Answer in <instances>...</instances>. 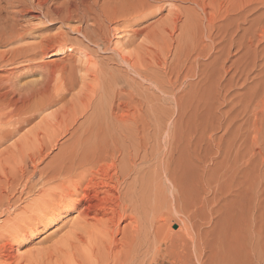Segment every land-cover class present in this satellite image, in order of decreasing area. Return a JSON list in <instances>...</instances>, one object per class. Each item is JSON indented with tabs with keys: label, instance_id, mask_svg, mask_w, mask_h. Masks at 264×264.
I'll return each instance as SVG.
<instances>
[{
	"label": "rangeland",
	"instance_id": "obj_1",
	"mask_svg": "<svg viewBox=\"0 0 264 264\" xmlns=\"http://www.w3.org/2000/svg\"><path fill=\"white\" fill-rule=\"evenodd\" d=\"M131 1L122 21L103 24L100 39H83L76 34V22L34 23L41 31L23 42L29 45L42 38L62 44L61 51L49 49L43 62L18 64L12 70L20 84H31L39 81V65L46 63L51 97L59 92L61 99L0 146V264H264V108H245L251 96L243 88L246 84L227 82L231 63L240 62L241 54L233 51L225 66L217 51L224 8L251 9L255 0L169 1L168 6L147 0L152 6L147 3L142 14L131 12ZM207 45L214 51H206ZM223 66L229 69L226 77ZM56 158L60 164L55 167ZM109 162L117 172H106ZM103 169L106 177L101 176ZM83 177L89 183L85 179L81 184ZM107 188L115 201L118 197L117 203L112 199L113 207L112 200H98ZM68 189L86 194L85 200ZM67 197H72L71 203ZM94 202L110 206L105 209L118 206L119 211L114 208L118 213L112 210L113 215L107 209L110 217L103 215L104 207ZM81 209L89 217L85 222L92 216L91 224L75 222ZM93 213L102 215L96 218ZM100 218L120 224L108 225L115 245L107 241Z\"/></svg>",
	"mask_w": 264,
	"mask_h": 264
},
{
	"label": "bare ground",
	"instance_id": "obj_2",
	"mask_svg": "<svg viewBox=\"0 0 264 264\" xmlns=\"http://www.w3.org/2000/svg\"><path fill=\"white\" fill-rule=\"evenodd\" d=\"M153 1V4L154 2H165V5L166 2H169V1H179V2H189V3H198L196 0H151ZM150 1V3H151ZM129 2V0H0V48L1 47H5L6 46H13L14 44V48L10 47L11 49H6L5 51H2L0 50V72H3L4 74L3 75H0V146L3 144V142L5 143L6 140L15 137L14 134L17 133L20 129L22 130L23 126L24 125H28L30 122H32L31 120L42 112V111H45L46 108H48L50 105H52L53 103L57 104L56 102L60 103V99H61V95L59 94V92H56L55 96H52L51 97V92H50V89H49V78L47 76V64L46 63H42L43 62V59L47 56V51L49 49H55L56 47L60 48L58 50L61 51V49L63 48L62 44L60 42H57V43H54L55 41L53 40L52 41V44L48 43L47 41L45 42L42 38L41 40H39V42L37 43H33V44H27V45H24L23 42L29 38H32V34L33 32H37V31H41L40 28L38 29V27L34 26L33 24L34 23H37L38 25L40 24H45V23H49L51 26L55 24H61V25H66L68 23H71V22H76L78 24L79 27L84 26V28H82L83 30H81L79 27L76 28L77 26H75V29H76V34H81L83 36V39L85 38H89V35H93L92 38H94L95 36L98 37L100 39V36H101V33H102V30L104 29L103 28V24L105 23H112L114 21H118V19H123L125 18V13H126V9H124L125 5ZM226 2V1H225ZM256 2V3H255ZM254 4L255 6L252 7L251 9H245V8H241L242 10L238 11L237 8H234L233 10H228L226 8H224L225 10V13L223 15H220V16H223L222 17V21H221V24H220V28H219V36H220V42H219V49H217V51H220V59H222L223 61V65H227L225 64L228 60L230 62V58L232 56V52H237V53H240L241 57H240V62H239V59L231 64V71L233 73L232 74V77L227 80V82H230L233 80H237L238 82L239 81H242V84H246L244 85L245 88L247 91H250L251 94H249V92H247L249 94V100L248 101V105H245V108H248L249 106H252L254 105L256 108H264V0H258V2L255 0ZM149 3V1L147 0H132L129 4H133L131 9V12L134 11L135 13L136 12H141L139 14H142V11H144V7ZM172 3V2H171ZM174 3V2H173ZM173 3H172V6H173ZM253 4V2H251ZM200 4V3H198ZM151 5V4H150ZM169 5V4H168ZM167 5V6H168ZM250 7H251V4H249ZM128 6V4L126 5ZM152 6V5H151ZM160 6V5H159ZM171 6V7H172ZM200 6V5H199ZM246 6V5H245ZM243 6V7H245ZM248 6V5H247ZM206 7V6H205ZM230 7V6H229ZM130 8V7H129ZM148 8V7H147ZM150 8V7H149ZM202 8V7H201ZM231 8V7H230ZM248 8V7H247ZM142 11H141V10ZM160 9V8H159ZM169 9V8H168ZM174 9V8H173ZM204 9V8H202ZM221 9V8H220ZM31 10L35 12V14H32ZM158 8L156 9V12H157ZM161 10V9H160ZM171 10V9H170ZM175 10V9H174ZM173 10V11H174ZM179 10V9H178ZM206 9H204L205 11ZM129 11V10H128ZM201 11V9H200ZM199 11V13H200ZM218 11V10H217ZM129 12V13H131ZM171 12V11H169ZM177 12V11H176ZM180 12V11H179ZM175 13V11H174ZM198 13V14H199ZM203 13V12H202ZM205 13V12H204ZM220 13V12H219ZM138 14V15H139ZM197 14V16H198ZM201 14V13H200ZM207 14V13H205ZM127 15V13H126ZM137 15V16H138ZM183 15V13H182ZM204 15V14H203ZM214 15V13H213ZM153 16V15H152ZM171 16V14H170ZM196 16V15H195ZM169 17V15L167 16ZM184 17V16H183ZM194 17V15H193ZM192 17V18H193ZM207 17V16H204V18ZM209 17L211 18V16L209 15ZM174 18V17H173ZM173 18H170V19H173ZM191 18V17H190ZM189 18V19H190ZM202 18V17H201ZM199 18V20L201 19ZM202 18V19H204ZM208 18V17H207ZM168 19V18H167ZM176 19V18H175ZM201 19V20H202ZM206 19V18H205ZM209 19V18H208ZM214 20H216V17L214 18ZM125 20V19H124ZM123 20V21H124ZM174 20V19H173ZM172 20V21H173ZM181 20V19H180ZM192 19L188 20L190 21L189 23H191ZM201 20L199 22V24L201 23ZM210 20V19H209ZM208 20V21H209ZM122 21V20H121ZM176 21V20H175ZM177 21H178V18H177ZM211 23H214V22H218L217 20L216 21H213L212 19L210 20ZM213 21V22H212ZM169 22V21H168ZM195 22V21H194ZM205 22V21H204ZM177 22H174L173 24H176ZM187 23V26L188 24ZM197 23V22H196ZM118 24V22H117ZM128 24V23H127ZM130 24V23H129ZM171 24V23H170ZM205 24V23H204ZM203 24V25H204ZM206 24L207 21H206ZM217 24V23H216ZM196 25V24H195ZM195 25H192L191 26H195ZM209 25H212V24H208ZM214 25V24H213ZM212 25V26H213ZM67 26V25H66ZM71 26V25H70ZM106 26V24H105ZM199 26V25H198ZM202 26V24H201ZM207 25L205 27H207L209 29ZM217 26V25H216ZM108 27V26H107ZM126 27V26H125ZM166 27V26H165ZM196 27V26H195ZM218 27V26H217ZM63 28V27H62ZM69 28V27H68ZM71 28V27H70ZM69 28V29H70ZM91 28V30H90ZM189 28V27H188ZM187 28V30H188ZM199 29V27H196V29ZM204 28V26H203ZM213 28V27H212ZM74 29V28H73ZM108 29V28H107ZM107 29L105 28V31H107ZM110 29V28H109ZM192 29V28H191ZM190 29V30H191ZM194 29V28H193ZM202 29V28H201ZM200 29V30H201ZM176 30V29H175ZM195 30V29H194ZM206 29L204 28V31ZM211 30V29H210ZM216 30V28H215ZM68 31V30H67ZM75 31V30H74ZM73 31V32H74ZM89 31V33H88ZM104 31V33H105ZM207 31V30H206ZM213 31V30H212ZM212 31H210L212 33ZM186 32V31H185ZM209 32V30H208ZM209 32V33H210ZM69 33V32H68ZM103 33V34H104ZM136 33V31H135ZM207 33V32H206ZM217 33V31H216ZM215 33V34H216ZM60 33H58L57 35H59ZM196 34V32H195ZM63 36V34H61ZM105 35V34H104ZM127 35V34H126ZM191 35V34H190ZM203 35V34H202ZM206 35V34H205ZM211 35V34H210ZM61 36V37H62ZM209 35H207L208 37ZM215 36V35H214ZM218 36V37H219ZM57 37V36H56ZM102 37V36H101ZM200 38V35L198 36ZM202 37V36H201ZM206 37V39H207ZM64 38L66 39L65 35H64ZM209 38V37H208ZM214 38V37H213ZM90 39V38H89ZM87 39V40H89ZM103 39V38H101ZM92 40V39H91ZM201 40V39H200ZM216 40V39H215ZM49 41V40H48ZM51 41V40H50ZM62 41V40H61ZM65 41V40H64ZM135 41V40H134ZM213 41V40H212ZM95 42H97V40L95 39ZM131 42H132V39H131ZM199 42V41H198ZM209 42V41H207ZM217 44L218 42L215 41ZM64 43V42H63ZM202 43V42H201ZM50 44V45H49ZM56 44V45H54ZM208 46V45H207ZM215 46V45H214ZM71 47V46H70ZM205 47V46H204ZM212 47V46H211ZM211 49L208 47H205L206 51L208 49ZM99 49V48H98ZM205 49H204V52H205ZM67 50V49H66ZM69 50V48H68ZM100 50V49H99ZM200 50V49H199ZM213 50V48L211 49ZM110 51V50H109ZM209 51V50H208ZM214 51V50H213ZM199 52V51H198ZM203 52V53H204ZM233 52V53H234ZM201 53V52H200ZM212 53V52H211ZM217 53V52H216ZM237 53L235 55H237ZM202 54V53H201ZM205 54V53H204ZM207 54V53H206ZM209 54V53H208ZM197 55V53H196ZM212 55V54H211ZM210 57V55H208ZM216 56V55H215ZM238 56V55H237ZM199 57V56H198ZM212 57V56H211ZM210 57V58H211ZM233 57V56H232ZM218 58V57H217ZM232 59V58H231ZM36 60H42L41 64L39 65L40 67V79L39 81H35V82H32L31 84L29 83H24V84H20L15 78H14V73L12 72V70L14 69L15 66H19L18 64H24V63H27V65L30 64V62H34L37 63ZM199 60V59H198ZM215 61V60H214ZM29 63V64H28ZM32 63L30 65H32ZM214 63V62H213ZM240 63V64H239ZM202 64V63H201ZM236 64V65H235ZM242 64V65H241ZM25 65V64H24ZM204 65V64H202ZM221 65V63H220ZM225 66L221 67L223 68V73L225 75V77L227 76V69H225ZM204 67V66H203ZM202 67V69H203ZM16 68V67H15ZM227 68V67H226ZM205 69V68H204ZM218 70V68H217ZM227 70V71H226ZM50 72V71H49ZM208 74H212V73H208ZM200 75V74H199ZM52 76V75H51ZM225 77H223L225 79ZM222 79V78H221ZM220 79V80H221ZM209 80V79H208ZM226 81V79L224 80V82ZM237 82V84H238ZM206 83V81H205ZM236 84V81L234 82ZM233 83V84H234ZM225 85L227 83H224ZM229 84V83H228ZM231 84V82H230ZM241 85V84H240ZM55 93V92H54ZM248 97V95H246ZM245 96V97H246ZM56 97V98H55ZM52 98V99H51ZM63 100V99H62ZM242 100V99H241ZM245 99H243L244 101ZM246 101V100H245ZM246 101V102H247ZM242 102V101H241ZM245 104V103H244ZM241 105V103L239 104ZM242 106V105H241ZM243 107V106H242ZM237 108V107H236ZM244 108V107H243ZM242 109V108H241ZM240 109V111H241ZM120 110V109H119ZM248 111V110H247ZM257 111V110H256ZM246 112V111H245ZM251 113V110L250 112ZM240 114V112H239ZM254 114V112H253ZM37 117V118H38ZM247 118V117H246ZM36 119V118H35ZM42 119L45 120L44 117H42ZM40 121V120H38ZM34 122V121H33ZM40 123H42L40 121ZM31 124V123H30ZM34 124V123H33ZM38 126V124H37ZM29 128V127H28ZM42 128V127H41ZM32 129V128H30ZM30 131V130H28ZM27 131V132H28ZM32 132V131H31ZM29 133V132H28ZM27 133V134H28ZM34 134V133H33ZM30 135V133H29ZM31 136V135H30ZM41 138V137H40ZM25 139L27 140L28 137L26 138V135H25ZM56 142V139L54 140ZM8 142V141H6ZM44 142V141H42ZM41 142V144H42ZM52 142V141H51ZM54 142V143H55ZM11 143V142H10ZM27 143H25L26 145ZM29 144V143H28ZM45 146H46V143L44 142ZM40 145V143H39ZM7 146V145H5ZM34 146V145H32ZM48 146V145H47ZM28 145L24 148H27ZM29 147H31L29 145ZM35 148L37 147L36 145L34 146ZM33 147V148H34ZM52 147V146H51ZM10 148V147H9ZM32 148V147H31ZM38 148V147H37ZM39 148H46L44 147L43 145H41ZM49 148V147H47ZM59 149V148H58ZM69 149V148H68ZM96 149V148H95ZM103 149V148H102ZM131 149V148H130ZM66 150V149H65ZM73 150V149H72ZM12 151V150H11ZM77 151V150H76ZM102 151V150H101ZM64 152V151H62ZM109 152V151H108ZM29 153V151L27 152ZM46 153V151H45ZM104 153V152H103ZM124 153V152H123ZM134 153V152H133ZM5 154V153H4ZM39 154V153H38ZM61 154V151L60 153ZM94 154V153H93ZM7 155V154H6ZM119 155V153H118ZM124 155V154H123ZM142 155V154H141ZM63 156V155H62ZM61 156V157H62ZM32 157V155H31ZM56 157V156H55ZM60 157V158H61ZM84 157V156H83ZM100 155L97 156V158L99 159ZM103 157V156H102ZM122 157V156H121ZM45 158V157H44ZM94 158V157H93ZM2 159V158H1ZM39 159V157H38ZM103 159V158H101ZM122 159V158H121ZM52 160V159H51ZM73 160V159H72ZM33 161V160H32ZM57 163H56V162ZM59 161V158L57 159H54V163H55V167L57 166L56 164H60ZM101 161V160H100ZM99 161V163H100ZM31 162V161H30ZM36 162V161H35ZM39 162V161H38ZM48 162V161H47ZM85 162V161H84ZM97 162V161H95ZM103 162V161H102ZM126 162V161H125ZM34 164V163H33ZM98 164V163H97ZM115 164V163H114ZM27 165V164H26ZM106 165H109V167L107 168H103L106 170V172L108 170H113L110 168V162L109 164L106 163ZM112 165V163H111ZM122 168L125 169V167L123 166L124 165V160L122 162ZM45 166V165H44ZM120 166V165H119ZM128 166V165H127ZM54 167V168H55ZM98 166H96L97 168ZM155 167V165H154ZM89 168V167H88ZM88 168L86 167V172L89 173L87 170ZM95 168V169H96ZM85 169V168H84ZM95 169H92V171H96ZM102 169V168H100ZM99 167H98V170H100ZM103 169V174H101V176H105V170ZM116 168L113 170L114 172H117L115 171ZM118 170V169H117ZM123 170V169H122ZM155 170V169H154ZM11 171V170H10ZM14 171V169H13ZM19 171V170H18ZM33 171V170H32ZM89 171H91L89 169ZM101 171V170H100ZM111 171V172H113ZM23 172V170L21 171ZM28 172V171H27ZM47 172V171H46ZM81 172V171H80ZM110 172V171H108ZM42 173V172H41ZM52 173V172H51ZM82 173V172H81ZM99 173V172H98ZM123 173H124V170H123ZM26 174V173H25ZM80 174V173H79ZM105 174V175H104ZM117 174V173H115ZM114 174V175H115ZM24 175V174H23ZM28 175H29V172H28ZM40 175V174H39ZM38 175V176H39ZM51 175V174H50ZM81 175V174H80ZM108 175V174H107ZM106 175V176H107ZM120 175V174H119ZM118 176V178H120ZM122 175V174H121ZM125 175V174H124ZM171 175V174H170ZM25 176V175H24ZM53 176V175H52ZM51 176V177H52ZM82 176V175H81ZM100 176V175H99ZM105 176V177H106ZM111 176V175H109ZM116 176V175H115ZM173 176V175H172ZM171 176V177H172ZM20 177V176H19ZM88 179H90L91 176H87ZM87 177H83V179L81 180V184L85 183L84 180L87 178ZM93 177V176H92ZM102 178V179H105ZM112 177V176H111ZM110 177V178H111ZM154 177V176H153ZM2 178V177H1ZM10 178V176H9ZM24 178V177H23ZM34 178V177H33ZM50 178V177H49ZM82 178V177H81ZM113 178V177H112ZM109 179L110 181L113 180V179ZM116 178V177H115ZM114 178V179H115ZM11 179V178H10ZM22 179V177H21ZM39 179V178H38ZM41 179V178H40ZM77 180H79V177L76 178ZM95 179V178H93ZM98 179V178H97ZM101 179V180H102ZM108 179V178H106ZM132 179V178H131ZM166 179V178H165ZM12 180V179H11ZM26 180V179H25ZM37 180V179H36ZM118 180V179H117ZM117 180L115 179L114 181L117 182ZM154 180V179H153ZM167 180V179H166ZM85 181H88L87 179ZM97 181V180H96ZM104 181H107V180H104ZM119 181V180H118ZM121 181V179H120ZM24 182V181H23ZM83 182V183H82ZM91 182L94 183L95 181H92L91 179ZM100 182V181H99ZM102 182V181H101ZM100 182V183H101ZM109 182V181H108ZM108 182H105V184H107ZM125 182V181H124ZM35 183V181H34ZM68 183V182H67ZM89 183V181H88ZM96 183V182H95ZM94 183V185H95ZM98 183V182H97ZM113 183V182H111ZM15 184H17L15 182ZM14 184V186H15ZM109 184V183H108ZM107 184V185H108ZM118 184V182H117ZM122 184V183H121ZM41 185V184H40ZM69 185V184H68ZM68 185H62L64 186V189H66L67 191V188L70 189V187H67ZM78 185V184H77ZM77 185L76 187H74L75 185H72V187L76 188L77 189ZM88 185V184H87ZM86 185V186H87ZM104 186V184H102ZM101 185V186H102ZM13 188H16L14 187ZM38 186V185H37ZM81 186V185H80ZM96 186V185H95ZM100 186V187H101ZM109 186V185H108ZM114 184H113V188H114ZM118 186V185H117ZM27 187V186H26ZM66 187V188H65ZM83 187V186H81ZM92 187V186H91ZM98 187V186H96ZM94 187L93 189L95 190ZM29 188V186H28ZM79 188V187H78ZM84 188V187H83ZM104 189L106 188V186L103 187ZM112 188V189H113ZM118 188V187H117ZM116 188V189H117ZM121 188V187H120ZM68 189V190H69ZM72 191L69 192L72 193V195H79L80 193L82 194V188L79 190L80 193H76V194H73L74 192H78V191ZM86 189V187L84 188ZM83 189V191H84ZM87 189H92V188H87ZM86 189V190H87ZM97 189V188H96ZM101 189V188H100ZM108 189V188H107ZM10 190H13L12 188ZM21 190V189H20ZM85 190V191H86ZM89 190V191H90ZM98 190V189H97ZM115 190V189H114ZM113 190V191H114ZM6 191V189H5ZM42 191V190H41ZM93 191V190H92ZM104 191V190H103ZM116 191V190H115ZM115 191H114V194H115ZM118 191V189H117ZM116 191V192H117ZM14 192V190H13ZM65 192V191H64ZM101 192V191H100ZM99 192V193H100ZM19 193V192H18ZM58 193V192H57ZM60 193H63L62 190ZM60 193L58 195H60ZM86 193V192H85ZM84 193V194H85ZM87 193H90V192H87ZM96 193V192H95ZM98 193V192H97ZM96 193V194H97ZM98 193V194H99ZM66 194V193H65ZM68 194V192H67ZM66 194V195H67ZM79 195L78 197L81 196V198H83L85 195ZM96 194H92L94 195V197L96 196ZM97 194V195H98ZM101 194V193H100ZM117 194V193H116ZM120 194V193H119ZM19 195V194H18ZM64 195V194H63ZM72 195H68L69 196H72ZM76 195V196H77ZM104 195V197L102 196ZM113 195V192H111V189H108L106 190L105 192H103L101 194L102 197H99L98 200H100V202H110L111 203V200L114 198V196L112 197ZM72 196V197H73ZM90 196V194H89ZM89 196H87L89 198ZM99 196V195H98ZM119 196V195H118ZM61 197V196H60ZM65 198V196H63ZM67 197V198H68ZM68 198L67 199V202L69 201V199L71 200V198ZM86 197V196H85ZM93 197V196H92ZM16 198V197H15ZM81 198L79 199L81 201ZM87 198V200H88ZM61 199V198H60ZM59 199V200H60ZM85 200V198H83ZM93 199V198H92ZM90 199V201L92 200ZM95 199H97L95 197ZM94 199V200H95ZM116 200V198H114ZM113 199V200H114ZM0 200H2L0 198ZM47 200V199H46ZM51 200V199H50ZM63 200V199H62ZM77 200V201H79ZM86 200V201H87ZM113 200H112V207H113ZM114 200V201H115ZM131 200V199H130ZM137 200V199H136ZM6 201L7 198H6ZM10 201V199H9ZM8 201V202H9ZM17 201V200H16ZM57 201V200H56ZM66 201V200H65ZM65 201H63L65 203ZM73 201V199H72ZM79 201V202H80ZM89 201V202H90ZM97 200H95L96 202ZM117 201H118V197H117ZM117 201H115L117 203ZM8 202H6V204H8ZM39 202V201H38ZM62 202V201H61ZM60 202V204H61ZM70 202V201H69ZM68 202V203H69ZM82 202V201H81ZM88 202V203H89ZM94 202V204H95ZM98 202V201H97ZM96 202V203H97ZM99 202V203H100ZM114 202V203H115ZM119 202V201H118ZM63 203V204H64ZM71 203V202H70ZM87 203V202H86ZM98 203V204H99ZM10 204V203H9ZM74 204V203H73ZM78 204V203H77ZM98 204L96 205L95 204V207L98 206ZM109 204V203H108ZM37 205V203H36ZM35 205V206H36ZM41 205V204H40ZM52 205V204H51ZM66 205V204H65ZM88 205V204H87ZM86 205V206H87ZM101 204H99V207L100 209L102 210V208L104 207L103 209V215H106L107 214L109 215V212L112 213L114 215L113 212H115L116 210L119 211V208L118 206L115 208L116 210H114V208L110 209V208H107L108 209V213H106V210L105 209L106 207H110V206H105L107 204H104L103 207L100 206ZM116 205V204H115ZM120 206V203L118 204ZM24 206V205H23ZM67 206V205H66ZM78 206V205H77ZM90 206V205H89ZM83 207V206H82ZM88 207V206H87ZM91 207L93 208V206L91 205L90 208L88 207V210L90 209L91 210H94V209H91ZM12 208V207H11ZM63 208V206H62ZM75 208V207H74ZM80 208V207H78ZM86 208V207H85ZM83 208L84 210H87ZM123 208V207H122ZM35 209V207H34ZM42 209V207H41ZM81 209V214L79 215L78 213V219H75V222L78 220L83 221L82 223H86L88 221L85 222V219L86 218H89V217H85V213H84V210ZM27 210V209H26ZM44 210V209H43ZM87 210V211H88ZM96 210V209H95ZM112 210H114L112 212ZM146 210V209H145ZM144 210V211H145ZM124 211V208L123 210ZM143 211V212H144ZM86 212V211H85ZM89 212V211H88ZM86 212V213H88ZM93 212V211H92ZM96 212V211H94ZM98 212H101L99 211L98 209ZM135 212V211H134ZM115 213H118V212H115ZM91 214V213H89ZM94 216L96 217L95 213H93ZM135 214V213H134ZM88 215V214H87ZM100 214L97 215V217L99 216ZM102 215V213H101ZM100 215V216H101ZM111 215V214H110ZM109 215V217H110ZM118 215V214H117ZM115 214V216H117ZM130 215V214H129ZM128 215V216H129ZM26 216V215H25ZM89 216V215H88ZM94 216H93V219H94ZM99 216V217H100ZM120 215H118L119 217ZM123 215H121L122 217ZM137 216V215H136ZM6 217V216H5ZM8 217V216H7ZM85 217V219H84ZM96 217V218H97ZM120 217V219H121ZM125 217V216H123ZM141 217V216H140ZM91 218V222H92V216L90 217ZM113 218H116V221L119 219H117V217H113ZM113 218L111 220H113ZM129 218V217H127ZM131 218V216H130ZM9 219V218H8ZM99 219V218H98ZM101 221L105 222V224L103 225V232L104 234L106 235L105 237L107 238V241H111V243L113 245H115V243L117 242L114 241V240H111V236L109 235V230L111 231V229H109V224H113V222L115 221H109L107 218L102 220V218H100ZM126 219V217L124 218ZM133 219V217H132ZM122 220V219H121ZM127 220V219H126ZM74 221V219H73ZM96 221V220H95ZM115 221V222H116ZM148 221V220H147ZM10 222V221H8ZM70 222V221H69ZM68 222V223H69ZM72 222V221H71ZM74 222V223H75ZM79 222V224H80ZM91 222L89 224H91ZM118 222V221H117ZM114 223V224H118V223ZM130 222V221H129ZM20 223V222H19ZM30 223V222H29ZM46 223V222H45ZM98 223V222H97ZM120 223V222H119ZM126 223V221H125ZM140 223V222H139ZM149 223V222H148ZM18 224V223H17ZM72 223H70L71 225ZM77 223H75L76 225ZM128 225V223H126ZM138 224V223H137ZM33 225V224H32ZM82 225V224H80ZM120 225V224H118ZM125 226L123 225V227L126 229L128 228V226ZM131 225V224H129ZM30 226V225H29ZM35 226V225H34ZM73 226V224L71 225ZM115 228L116 226L113 225ZM13 227V226H12ZM31 227V226H30ZM75 227V226H74ZM112 227V226H111ZM121 228V231L124 230V228ZM33 228V227H32ZM100 228V227H99ZM112 228V229H113ZM24 229V228H23ZM109 229V230H108ZM156 229V228H155ZM116 230H117V227H116ZM120 230V229H119ZM127 230V229H126ZM129 230V229H128ZM127 230V233L129 232ZM114 231V229H113ZM130 231H132L130 229ZM93 232L95 233V231L93 230ZM102 232V233H103ZM124 232V231H122ZM120 232V233H122ZM71 233V232H70ZM73 233V231H72ZM77 233V232H76ZM103 234V235H104ZM113 234V233H112ZM126 234V233H125ZM14 235V234H13ZM95 235V234H94ZM116 235V234H115ZM120 236L122 234H119ZM124 235V234H123ZM71 235L69 234V237ZM133 236V235H132ZM132 236H131V241H133L132 239ZM13 237V236H12ZM65 237V236H64ZM100 237V235H99ZM116 237V236H115ZM126 237V236H125ZM135 237V236H134ZM183 237V235H182ZM8 238V237H7ZM66 238V237H65ZM75 238V237H74ZM114 238V237H113ZM15 239V238H14ZM121 239V238H120ZM124 239V238H123ZM121 239V240H123ZM189 239V238H188ZM64 239H62L63 241ZM70 240V239H69ZM79 240V239H78ZM125 240V239H124ZM191 241L193 240L190 239ZM195 241V240H194ZM6 242V241H5ZM67 242V241H65ZM96 242V241H95ZM121 242V241H120ZM119 242V243H120ZM126 242V240H125ZM156 242V241H155ZM63 243V242H61ZM68 243V242H67ZM71 243V242H70ZM2 244V243H1ZM0 244V245H1ZM81 244V243H80ZM118 244V243H117ZM116 244V245H117ZM121 244V243H120ZM119 244V245H120ZM187 244V243H186ZM201 244V243H200ZM98 245V244H97ZM117 245V246H119ZM125 245V244H124ZM195 245V243H194ZM143 245H141L142 247ZM109 247V246H108ZM113 247H116V246H113ZM195 246L192 247V249L194 248ZM196 247H197V244H196ZM53 248V247H52ZM97 248V247H95ZM101 248H102V245H101ZM189 248V245L188 247ZM55 248H53L54 250ZM63 249V248H62ZM98 249V248H97ZM105 249V248H104ZM123 249V248H122ZM51 250V249H50ZM67 250V249H65ZM96 250V249H95ZM113 250V249H112ZM117 249H115L116 251ZM119 250V248H118ZM2 251V250H1ZM8 251V250H7ZM55 251V250H54ZM97 251V250H96ZM101 251V249H100ZM113 252V253H116V252ZM153 251V250H152ZM189 251V249H188ZM192 251V250H191ZM194 251V250H193ZM63 252V251H62ZM108 253V251H107ZM112 253V252H111ZM154 253V252H153ZM67 254V253H66ZM189 254V252H188ZM40 255V254H39ZM51 255V254H50ZM69 255V253H68ZM102 255V254H101ZM104 255V253H103ZM102 255V257H103ZM107 255V254H105ZM124 255V254H123ZM61 256H64L61 254ZM39 257V256H38ZM36 257V258H38ZM99 257V256H98ZM35 258V259H36ZM49 258V257H48ZM66 259V257H64ZM90 258V256H89ZM101 258V256H100ZM2 259V258H1ZM45 259V258H44ZM62 259V258H61ZM202 259V257H201ZM37 260V259H36ZM90 260V259H89ZM65 261V260H64ZM104 261V260H103ZM117 261V260H116ZM203 261V260H202ZM1 262V261H0ZM95 262V261H94ZM106 262V261H105ZM37 263V262H36ZM49 263V262H48ZM92 263V262H91ZM201 263V262H200ZM45 264V263H44ZM85 264V263H84ZM101 264V263H99ZM111 264V263H110ZM203 264V263H202Z\"/></svg>",
	"mask_w": 264,
	"mask_h": 264
}]
</instances>
